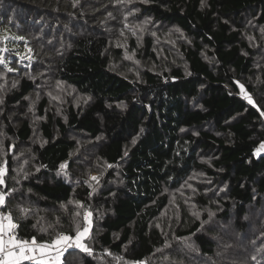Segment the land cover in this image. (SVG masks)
<instances>
[{
    "label": "trees",
    "instance_id": "16d2710c",
    "mask_svg": "<svg viewBox=\"0 0 264 264\" xmlns=\"http://www.w3.org/2000/svg\"><path fill=\"white\" fill-rule=\"evenodd\" d=\"M131 9L189 39L184 67L164 69L151 39L136 49L128 31L148 68L141 81L115 69L126 51L116 20L129 12L119 0H0V27L33 53L27 68L0 64L2 211L18 239L38 244L75 236L84 223L75 213L91 212L92 255L69 251L62 264H264V61L254 67L249 43L264 52V0H137ZM54 83L83 103L58 114ZM230 224L241 247L221 236Z\"/></svg>",
    "mask_w": 264,
    "mask_h": 264
},
{
    "label": "rangeland",
    "instance_id": "374dc122",
    "mask_svg": "<svg viewBox=\"0 0 264 264\" xmlns=\"http://www.w3.org/2000/svg\"><path fill=\"white\" fill-rule=\"evenodd\" d=\"M136 2L137 0H119L120 4L123 3L126 5V9H128L129 12L126 14V10H124V16L118 14V18L116 20L118 27L116 31L117 42H115L117 44L122 43L126 51L123 53V55L125 54L124 58L121 61H117L116 63L112 61V65L115 66V69L125 76L132 75L134 78L141 81V76L148 67L144 65L138 56L133 55V51L128 47V41L125 40L127 39L125 36L128 31H131L132 34H134V36L137 38V43L135 44L136 49L145 46V38L151 39V49L156 54V58L159 61L161 67L164 69H168L170 66L184 67L185 65L181 48L184 45L188 46L187 43L191 44L189 39L183 34L179 33L173 26H159L158 23H152L150 20L144 19L135 20L133 14L135 13L134 10L136 8H133L134 10L131 8L136 5ZM249 43L250 46L256 51V53L254 51L256 58L254 67H258V65H261L264 61V52L262 49H260L261 47L259 45L252 44L251 41ZM257 48L260 49L258 50V55L256 50ZM32 54V49L30 48L29 44L26 43L23 37L16 35L6 27H0V60L3 61L0 64L2 67H5L6 69L11 68L14 70L18 65L22 66L23 68H27L30 65ZM203 56V58L210 57L207 49H203ZM260 59L261 61L258 63L257 61ZM152 62H155V60ZM156 67V65H153L149 68L151 71H154ZM48 95L52 99L51 102H56L55 104H51L55 105V111L58 114L62 111L63 106L72 104L75 107H78L84 101V98L75 93L73 89L57 83H54L50 86V92ZM240 97L243 98V94H241ZM36 102L37 95H32L29 98L28 103L27 113L29 116H31L32 104ZM262 119L264 121V118ZM259 153H261V151ZM24 165L25 164L22 161L20 163V167H24ZM3 167L5 168V165ZM92 177H96V179H98V175L95 173L91 174L89 179L94 180ZM259 217H261V212L259 210L252 209L250 211L249 218L251 219L252 223H255ZM214 229H216V227ZM233 230L234 229L232 228L231 224L228 228L221 227V229H219L223 239L226 241L232 240V243L234 242L236 244L235 246L241 247L239 244V239L236 238L238 236L235 232H233ZM248 233L251 232L249 231Z\"/></svg>",
    "mask_w": 264,
    "mask_h": 264
},
{
    "label": "snow or ice",
    "instance_id": "6c2138e0",
    "mask_svg": "<svg viewBox=\"0 0 264 264\" xmlns=\"http://www.w3.org/2000/svg\"><path fill=\"white\" fill-rule=\"evenodd\" d=\"M3 61L0 60V63ZM8 71H12L11 68ZM241 92H244L243 86H241ZM245 97L252 103L250 97L244 93ZM264 115V113H262ZM135 143V141H133ZM264 149V144L260 149H257V154ZM65 165H61L64 168ZM6 169L0 166V185L4 184V176ZM96 179V177H92ZM8 193L0 192V207L5 206V197ZM83 208V205H79ZM22 212L26 211L21 209ZM83 215V225L79 221H76V233L75 236L57 233L55 239L50 243L38 244L35 238L31 242L27 240H20L15 234V229L18 225L13 221L10 213L0 212V264H22L25 260H34L36 264H62L61 257L70 248H78L81 252L92 255V250L88 247L84 240L88 237L91 228L90 217L91 212L86 209L81 212H76L75 216L80 217ZM211 215V214H210ZM38 253V255H37ZM255 259V257H253Z\"/></svg>",
    "mask_w": 264,
    "mask_h": 264
},
{
    "label": "built area",
    "instance_id": "2783aa9c",
    "mask_svg": "<svg viewBox=\"0 0 264 264\" xmlns=\"http://www.w3.org/2000/svg\"><path fill=\"white\" fill-rule=\"evenodd\" d=\"M0 212L5 213L4 211H2V208H1V207H0ZM68 251H80V250H79L78 248L73 247V248L68 249V250L64 253V255H65ZM80 252H81V251H80ZM37 255H38V253H37ZM64 255H63V256H64ZM63 256L61 257V259L63 258ZM22 264H36V262H35L34 260H25V261L22 262Z\"/></svg>",
    "mask_w": 264,
    "mask_h": 264
}]
</instances>
